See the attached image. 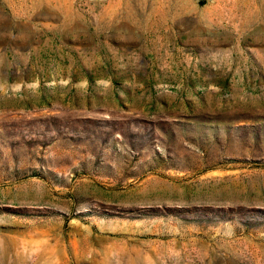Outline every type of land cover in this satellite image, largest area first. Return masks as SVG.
Masks as SVG:
<instances>
[{
  "label": "rangeland",
  "instance_id": "1",
  "mask_svg": "<svg viewBox=\"0 0 264 264\" xmlns=\"http://www.w3.org/2000/svg\"><path fill=\"white\" fill-rule=\"evenodd\" d=\"M0 264H264V0H0Z\"/></svg>",
  "mask_w": 264,
  "mask_h": 264
}]
</instances>
